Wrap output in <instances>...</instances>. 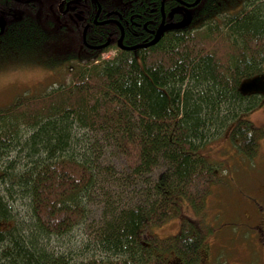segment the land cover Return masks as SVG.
<instances>
[{"label":"trees","instance_id":"16d2710c","mask_svg":"<svg viewBox=\"0 0 264 264\" xmlns=\"http://www.w3.org/2000/svg\"><path fill=\"white\" fill-rule=\"evenodd\" d=\"M59 1H0L6 21L0 56L23 51L27 61L39 63L36 57L47 54L46 66L71 72L70 83L0 108V264H175L170 254L177 264H201L204 235L194 223L165 239L154 230L184 201L202 210L218 181L216 166L201 154L212 138L224 132L241 154L257 155L264 128L244 117L263 99L243 95L240 86L264 75L263 0L242 11L231 10L239 0H201L186 9L189 22L167 29L156 45L116 47L108 60L102 59L105 50L84 47L83 29L90 24L92 46L120 30L93 24L97 6L91 0H77L63 16ZM100 2L104 12L133 20L126 26L127 47L153 39L143 27L158 28L162 0ZM173 5L167 1L166 11ZM76 15L83 24L62 23ZM172 17L176 24L187 19ZM97 134L115 143L141 198L112 209L94 243L99 254L73 257L52 250L48 241L70 235L89 217L86 199L101 172Z\"/></svg>","mask_w":264,"mask_h":264},{"label":"rangeland","instance_id":"374dc122","mask_svg":"<svg viewBox=\"0 0 264 264\" xmlns=\"http://www.w3.org/2000/svg\"><path fill=\"white\" fill-rule=\"evenodd\" d=\"M252 3L257 2L239 0L231 10L242 11L243 6ZM50 52L54 56L59 54L58 48ZM41 56L35 59L40 64L26 66V60L22 59L19 68L12 66L16 62L3 65L0 60V108L12 105L20 97L45 94L70 83L71 72L67 67H58L57 64L48 67L45 65L48 59ZM111 57L104 55L102 59ZM261 97V105L244 117L256 128H264V94ZM223 133L212 138L200 152L216 166L218 176V181L210 186L202 210L184 201L174 217L155 228L154 232L165 239L181 232L184 225L194 223L204 235L201 264H264V137L259 141L257 155L251 159L241 154ZM96 137L100 147L101 172H98L96 184L86 199L89 217L80 229L76 228L70 235L53 236L48 241L52 250L72 254L73 257L99 254L94 243L113 218L112 209L123 203L136 204L141 198L139 187L130 185L127 179V164L115 143L107 138V134H97ZM163 171L161 166L153 175V180H158ZM143 187L147 192L149 185ZM16 206L19 210L23 209L21 205ZM169 259L177 264L174 255H168Z\"/></svg>","mask_w":264,"mask_h":264},{"label":"flooded vegetation","instance_id":"af4514ba","mask_svg":"<svg viewBox=\"0 0 264 264\" xmlns=\"http://www.w3.org/2000/svg\"><path fill=\"white\" fill-rule=\"evenodd\" d=\"M0 1H2V0H0ZM91 1H93L95 4H96V6H97V13H98V5H97V3L94 1V0H91ZM167 1H172V2H175V5H173L172 7H170V9H169V11L167 10L166 11V9H165V4H166V2ZM75 2H77V0H60L59 1V3H58V5H57V11H58V13L59 12H62L61 13V15L63 16L64 15V13L65 12H67L69 9H70V7H73V5L72 6H70L72 3H75ZM99 2H100V0H99ZM184 2V1H183ZM185 3V2H184ZM86 3H84V4H78V10H80V8L81 7H85L86 5H85ZM100 4H101V2H100ZM187 4V3H186ZM177 5V6H176ZM190 5V4H189ZM101 6H102V4H101ZM186 9H189V8H186L183 4H181L180 2H178L177 0H164V4L163 5H161V9H160V12H161V21H160V24H159V26H158V28L156 29V30H148L147 29V27H146V25H144V27H143V29H144V31L146 32V33H148V36H149V38H154L155 37V34H156V32H157V30L159 29V27L161 26V24L163 23V21H164V18H166V24H169L170 22H172L173 20L172 19H174L173 17H172V15L173 16H175V18H180L181 16H184L185 17V15H186ZM97 13H96V16H97ZM118 12L117 11H115V10H113V11H109L108 13L105 11H103V6H102V11H101V13H100V15H99V18L98 19H96V16H95V18H94V21H93V24L95 25V26H99V27H107V26H109V25H114L115 27H117L119 30H120V33H119V36L118 37H112V38H108V40L105 42V43H103V44H101V45H104V44H107L108 43V45H107V47L106 48H104V49H102V50H105L106 52L104 53V55H110V56H114L117 52H118V50L116 49V47L119 49V50H123L120 46H119V40H120V38H121V36H122V31L124 32V37H123V41H122V45L123 46H125V47H127L126 45H125V41H126V33H127V29H126V26L128 27L129 26V23H133V20L132 19H130L129 21V23H128V21H125L126 19L122 16V14H117ZM103 14H105L104 15V17L105 18H102V16H103ZM169 15H171L170 17H169ZM61 16L60 17H58L57 19H56V21H59V22H61ZM150 17H148V19H149ZM109 20H116V21H118L119 22V24H120V26H118L117 24H115L114 22H111V23H109V24H105V25H96L95 23V21H97V22H106V21H109ZM172 20V21H171ZM84 21V20H83ZM83 21H81L79 18H78V16L76 15L75 16V18L73 17V16H71V18L69 19V20H66L65 21V19L64 20H62V23H64L65 25L67 24V26H69V22H76V23H79V24H83ZM125 22L124 23V25L122 24V22ZM135 25V24H134ZM87 26H89V28H90V24H88ZM136 27H138V25H135ZM121 27V28H120ZM86 27H84V29H85ZM89 28H88V30H89ZM139 28V27H138ZM84 29H83V33H84ZM122 29V30H121ZM140 29V28H139ZM5 30H6V21H4V20H2L1 19V17H0V37L1 36H3L4 34H5ZM131 31V30H130ZM83 33H82V42H83V45H84V47H86L85 46V44H84V41H83ZM87 33H88V31H87ZM148 36H147V38H148ZM152 40V39H151ZM87 43H88V41H87ZM89 44V43H88ZM90 45V44H89ZM101 45H96V46H101ZM87 49H89V50H92V51H99V50H93V49H90V48H88V47H86ZM18 51V50H17ZM125 51V50H124ZM19 53V56H8V55H6V56H0V60H2L3 61V65H5L6 63H8V62H10V63H12V62H16V64H12V66H14L15 68H19V66H21V61H22V59H24V60H26V63H25V65L26 66H28V65H31V64H34V62H31V61H27V58L25 57V53L23 52V51H21V52H18ZM20 53H23V55H20ZM46 56V55H45ZM44 55H43V57H45ZM42 57V56H41ZM35 64H39V63H35ZM14 67H12V70H13V68Z\"/></svg>","mask_w":264,"mask_h":264},{"label":"water","instance_id":"95a60500","mask_svg":"<svg viewBox=\"0 0 264 264\" xmlns=\"http://www.w3.org/2000/svg\"><path fill=\"white\" fill-rule=\"evenodd\" d=\"M97 5H98V13H97V16H96V19L99 18V15L102 11V6L99 2V0H94ZM178 2H180L181 4H183L185 7L187 8H194L196 7L197 5H199V3L201 2V0H196L193 4H186L184 3L183 1L181 0H177ZM190 20V17H188L183 23H179V24H168L166 25V18H164V21L163 23L161 24L160 28L157 30L156 34H155V38L147 43V44H142V45H138V46H134V47H125L122 45V41H123V37H124V32L122 31V36L119 40V46L123 49V50H128V51H133V50H138V49H145V48H148V47H151V46H154L156 45L162 35L164 34V32L169 29V28H173V27H176V26H182L183 24H187ZM96 25H105V24H109L111 22H114L115 24H117L118 26H120L119 22L116 21V20H109V21H106V22H97L95 21ZM88 28L89 26H86V28L84 29V33H83V41H84V44L86 47L90 48V49H93V50H100V49H104L107 47L108 43L107 44H104V45H101V46H90L88 43H87V31H88ZM121 28V27H120ZM122 30V29H121ZM240 92L243 94V95H254V94H264V75L262 76H257V77H254V78H251V79H248L246 81H244L241 86H240Z\"/></svg>","mask_w":264,"mask_h":264},{"label":"bare ground","instance_id":"6f19581e","mask_svg":"<svg viewBox=\"0 0 264 264\" xmlns=\"http://www.w3.org/2000/svg\"><path fill=\"white\" fill-rule=\"evenodd\" d=\"M166 22V21H165Z\"/></svg>","mask_w":264,"mask_h":264}]
</instances>
